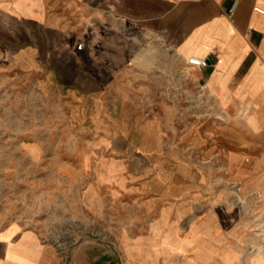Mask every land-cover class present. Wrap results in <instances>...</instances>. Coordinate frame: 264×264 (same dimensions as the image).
<instances>
[{"label": "crops", "instance_id": "1", "mask_svg": "<svg viewBox=\"0 0 264 264\" xmlns=\"http://www.w3.org/2000/svg\"><path fill=\"white\" fill-rule=\"evenodd\" d=\"M12 1L11 16L37 23L45 33L19 46L9 65L23 66L27 80L33 86L36 80L38 89L13 92L46 105L43 111L49 115L43 116L40 128H59L65 122L67 128L88 129L94 135L34 136L20 149L34 163L54 165L57 172L47 175L93 178L78 186L80 213L92 225L99 224L105 209L112 213L116 196L113 183L103 187L94 179L104 169L105 175L115 176L116 97L149 95L131 82L162 80L164 63L172 64L169 57L184 64L190 58L206 61L203 68L191 67L194 76L210 98L209 111L227 117L205 121L202 135L193 132L202 136V147L208 137L240 151L248 145L245 138L264 145V0H27L26 8ZM57 1L73 4L75 16L91 18L96 37L80 50L60 37L67 28L60 19L67 7ZM121 126L148 142L150 147H138L139 156L160 154L161 124L139 125L128 118ZM99 130L106 136L100 137ZM65 143L75 151L67 154ZM100 145L111 149L100 153ZM208 150L204 155L209 157L213 151ZM240 151L226 156L234 167L245 159ZM103 188L105 207L100 205ZM145 197L152 200L141 203L145 216L139 228L107 236L81 233L68 249L45 243L36 232L17 225L1 228L0 264H264L258 249L245 251L242 246L244 224L236 206L203 201L197 189L184 185L159 186L145 191Z\"/></svg>", "mask_w": 264, "mask_h": 264}, {"label": "rangeland", "instance_id": "2", "mask_svg": "<svg viewBox=\"0 0 264 264\" xmlns=\"http://www.w3.org/2000/svg\"><path fill=\"white\" fill-rule=\"evenodd\" d=\"M10 1L0 0V229L17 225L20 230L36 232L45 243L68 249L81 233L107 236L110 232L118 234L124 228H139V222H144L145 216L141 203L152 200L145 197V191L158 190L159 186L184 185L197 189L201 196L199 199L203 201H222L236 206L244 224V250L254 248L258 249L260 256L264 254V145L252 144L257 140L245 138L248 145H243L240 151L239 147L227 145L224 140L208 137L202 147L203 123L223 121L227 117L209 111L210 98L201 92L202 86L195 78L194 70L180 58L177 62L175 57L168 59L172 64L164 63L162 80L156 77V80L131 82L135 88H142L149 95L116 97L115 176L105 175L104 169L94 178L103 187L113 183L116 196L112 213L107 215L105 209L99 224L92 225L80 213L78 186H84L93 178L47 175L56 171L52 169L54 165L34 163L20 149L23 141L34 136H58L62 139L80 136L87 139L94 135L88 129L67 128L65 122H60L59 128H40L38 125L43 124V116L49 115L43 111L46 105L37 97L29 99L13 92L15 89H38L36 80L34 86L27 80L23 66L10 68L9 65L19 46L34 37L41 39L45 33L35 25L37 23L11 16L9 13L14 1ZM15 1L21 8H26L27 0ZM55 3L67 7L63 12L65 15L60 17L67 28L60 37L70 46L75 43V47L83 45L82 49L86 42L96 37L91 18L75 16L74 11H70L74 5L69 7V2ZM100 35L105 38L107 34L103 32ZM110 35L117 40L116 33L110 32ZM118 87L122 88V85ZM155 92L158 95H153ZM29 101L31 105L27 109ZM37 117L40 121H36ZM128 118L138 121L139 125L158 123L164 127L159 155H138V147L150 146L134 130L122 128V121ZM193 132L201 135L196 133L194 136ZM98 133L100 137L106 136L103 130ZM62 147L67 154L75 151L66 143ZM206 148L213 151L209 157L204 155ZM98 151L108 152L102 145L98 146ZM239 151L245 159L234 167V162L227 158L229 153ZM220 155L223 159L218 158ZM247 188L254 191L246 192ZM102 191L100 205L105 207L106 188Z\"/></svg>", "mask_w": 264, "mask_h": 264}, {"label": "built area", "instance_id": "3", "mask_svg": "<svg viewBox=\"0 0 264 264\" xmlns=\"http://www.w3.org/2000/svg\"><path fill=\"white\" fill-rule=\"evenodd\" d=\"M257 12H259V13H262V11L261 10H258V9H255ZM81 47H82V45L81 44H79V45H77L76 46V48L78 49V50H80L81 49ZM188 65H190V67H193V68H203V67H205L206 66V61L205 60H203V59H199V58H196V59H194V58H190L189 60H188Z\"/></svg>", "mask_w": 264, "mask_h": 264}, {"label": "bare ground", "instance_id": "4", "mask_svg": "<svg viewBox=\"0 0 264 264\" xmlns=\"http://www.w3.org/2000/svg\"><path fill=\"white\" fill-rule=\"evenodd\" d=\"M194 59H196V58H194Z\"/></svg>", "mask_w": 264, "mask_h": 264}]
</instances>
